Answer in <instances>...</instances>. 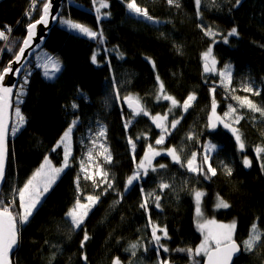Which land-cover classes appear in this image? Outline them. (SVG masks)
I'll list each match as a JSON object with an SVG mask.
<instances>
[{
  "label": "trees",
  "instance_id": "trees-1",
  "mask_svg": "<svg viewBox=\"0 0 264 264\" xmlns=\"http://www.w3.org/2000/svg\"><path fill=\"white\" fill-rule=\"evenodd\" d=\"M107 3L109 8L101 9V15H110L98 22L97 4L93 5L92 0H74L71 5L64 0L60 16L102 31L103 42L99 37L92 40L70 31L58 22L40 51L55 56L62 64L61 72L53 80L46 79L41 69L35 67L39 51L27 64L31 76L20 103L15 99L24 83V74L14 91L12 126L16 106L25 123L14 135L10 131L7 174L0 194L4 204L15 200L14 214L20 212L19 201L14 197L16 190L23 187L45 156L55 165H62L63 147L56 151L53 148L73 120L79 117L80 124L74 132L75 152L70 166L45 194L29 222L21 227L13 263L113 264L118 257L121 264H159L162 259H168L170 264H193L186 252L177 249L195 250L202 241L195 191L204 194L201 205L207 218L235 224L233 239L243 248L254 223L264 232V168L261 167L264 153L256 152L257 147L264 148V116L241 107L240 101L234 99L237 95L232 87L239 80H253L260 95L252 101L264 108V0H241L238 6L235 0H201L199 15L194 0H173L171 5L168 0H137L155 23L131 14L125 0H107ZM39 7L29 18L26 12L31 8V0H0V30L5 26L12 29L11 33L6 32L9 40L0 41V70L18 51L27 24L39 18ZM201 24L217 33V41L232 27L238 29V36L229 37L228 44L220 42L213 47L216 67L222 70L225 65H231L232 82L227 87V83L220 82L219 75L203 71L202 53L211 39L201 30ZM9 47L12 51L7 50ZM93 54L97 56L96 65L91 62ZM212 88H215L217 116L225 118L229 105L236 108L227 122L241 136L245 144L243 151L231 131L219 122L215 130L208 128ZM193 93L196 99L185 112L183 102ZM241 93L244 97L248 95ZM164 94L179 103L166 120L171 134L166 136L164 144L156 145L161 130L156 128L151 116L163 117L172 107L170 101H157V96ZM128 96L138 100L150 115L133 116L123 102ZM73 103L77 104L76 109L71 107ZM236 116L241 117L239 122H235ZM92 118H99L106 125V142L112 156L109 177L114 185L107 192L99 191L100 199L81 228L73 229L66 213L77 198L75 181L80 172L77 132ZM174 119L180 123L172 129ZM128 137L136 142L135 161ZM148 144L162 150L153 162L157 171L149 170L146 179L125 191L127 179L136 170ZM207 144L218 146L211 153L217 175L209 179L188 173L166 155L168 148H174L181 163L186 164L196 152L200 163ZM245 157L251 161L249 169L243 165ZM159 164L167 167L159 169ZM225 165L231 168V175L226 173ZM161 182L170 187L161 192ZM149 192L161 197L160 209L155 207L154 196L148 200L152 222L167 228L169 238L161 240L169 249L167 253L160 250L157 254L148 214L140 208L143 195ZM220 198L230 207L216 208ZM85 232L89 239L82 248ZM132 244H137L135 255L130 249ZM204 257L201 254L195 261L203 264ZM234 264H264V237L253 253L243 251Z\"/></svg>",
  "mask_w": 264,
  "mask_h": 264
},
{
  "label": "snow or ice",
  "instance_id": "snow-or-ice-1",
  "mask_svg": "<svg viewBox=\"0 0 264 264\" xmlns=\"http://www.w3.org/2000/svg\"><path fill=\"white\" fill-rule=\"evenodd\" d=\"M67 2L71 5L74 0H67ZM93 5L97 4V0H92ZM126 9L133 14L134 16L141 17L147 21H152L155 23L154 18L149 15V12L146 8H142L138 3L137 0H125ZM168 3L171 5L173 4V0H168ZM195 5L197 6L199 15V6L201 4V0H194ZM241 3V0H235V4L238 6ZM39 7L40 15L39 19L34 20L33 22L27 24V34L23 38L22 43L19 46L18 51L14 54L12 60L9 61L8 65L5 66L2 70H0V180H3L5 175V164L8 157V150H7V137L9 134V126L7 121V113L8 109L10 108V94L13 92V88L11 86H4L3 81L8 74H12L13 76H20L22 73L24 74V84L20 87V92L18 95H23L24 86H26L29 82V77L31 76V71L28 69V65L24 63L26 57L25 53L29 52L33 46L34 38L36 36V29L38 25H44L48 27L51 21H58L61 25L66 26V28L70 31H74L88 39L96 40L98 37L100 38L101 42H103V33L102 31H94L91 28L85 26L82 23L74 22L71 19H66L60 15H53L51 9L53 7L52 0H31V8L28 12H26V16L31 18L32 11ZM78 7V5H76ZM179 6V5H177ZM109 8V4L107 0H99V6L95 7L97 21L99 22L103 18H107L110 13H104L103 16L101 15V9ZM204 34L211 39L210 45L207 49L202 53V60H203V71L205 73H216V65L217 60L213 56V47L215 44L223 42L224 44L229 43V37H236L238 36V29L237 27H232L231 30L222 37L221 41H217L215 39L217 33L214 32L211 28H206L203 24L199 25ZM12 29L10 26H5L4 30H0V41H8L9 37L6 35L7 33H11ZM41 40L44 39V36L40 37ZM8 51H12V48L9 47ZM121 58H123L121 56ZM38 63L35 67L42 69L43 76L46 79H54L56 78L57 74L61 72L62 65L57 58H54L50 55L45 54L43 57H38ZM91 62L96 65L97 64V56L93 54L91 57ZM13 63L20 65V67H16L13 69ZM110 64V61H109ZM220 77V82L224 84L226 81L228 85H231L232 82V68L231 65H225L223 69L218 73ZM159 80V77H157ZM164 85L163 83L160 84V90L163 92ZM213 93V100H212V115L209 117V130H215L217 128V122L223 125L225 129L231 131L232 135L235 137V141L241 151L244 150L245 144L238 134V131L235 127L228 122H226L221 117L217 116L216 114V101L214 98L215 95V88L210 90ZM243 91L247 93H251L253 95H260V90L254 89L251 84H246L243 88ZM170 101L171 108L168 109V113H165L163 117L159 114L155 116H151L152 122L155 124L156 128L161 130V134L155 140L156 145H162L165 142L166 136L170 135L169 129L166 125V120L168 114L172 111V108L178 105V101L173 98L171 95H158L157 101L159 100ZM196 96L195 94H189L187 98L184 100L182 108L186 112L188 108L191 107V102L195 101ZM237 101H240L241 107H247L253 112H259L262 116H264V108L258 107L251 99L244 97L243 99L239 96L234 97ZM126 103L129 109L132 110L133 116L143 115L149 116V112L146 111L139 101L133 100L132 97L126 98ZM73 109L77 108V104L73 103L71 105ZM236 108L229 105V111L224 114L225 117L229 116L230 113H235ZM15 116L17 118L16 123L12 126L11 132L14 135L20 128L23 127L25 123V117L21 114L20 108L17 106L15 108ZM241 117L236 116L235 122H239ZM79 117L71 122L69 127L64 131L60 140L53 148V151H56L57 148H60L61 145L63 146V164L60 167H56L52 164V161L49 159L48 156H45L43 163L40 167L32 174V176L26 181L22 188L16 190L18 199H19V208L20 212L15 213L12 209V204L15 203V200L10 202L9 204H4L0 201V264H11L10 260V253L13 251L14 247L18 243V234L20 229L23 225L29 222L30 217L33 216L34 212L38 209V206L42 203V197L49 191L51 186L56 182L59 175L64 171L65 168L69 167V159L71 156V136L73 132V127L78 123ZM131 121L125 123L124 127L127 129ZM180 123L179 119H174L171 122V128L175 129L177 125ZM99 137H103L105 132L103 128L97 134ZM137 140L139 137L136 138ZM191 139V137H189ZM95 143V140L93 141ZM128 143L131 145L133 150V160L135 161V147L136 142L131 138L128 137ZM217 145L214 144H207L205 145V151L202 155V159L200 163L197 164V153L193 152L191 157L187 160L186 164H182L180 157L176 153V149L168 148L166 151V155L171 157L172 161L175 164L184 167L188 173H192L195 176H202L204 179H209L212 176L217 175V169L212 166L211 163V153L217 149ZM107 152V149H105ZM257 154L264 153V148L257 147L256 148ZM161 152L156 150L152 144H148L145 150L143 157L139 160L136 165V170L134 173L128 177L125 191L130 190V188L134 187L136 184H139L141 180L147 178L149 174V170L151 172H156L157 168L153 166V160L156 157L161 156ZM88 159H92V149L88 150ZM105 161L107 163L112 162L111 155L108 154L105 156ZM243 165L245 167H249L251 165V161L248 158H244ZM81 172H84V179L91 180L95 187H100L103 184H106L107 187L104 188V191L107 192L108 189L112 188V184L108 181V173L106 171H101L97 173V175L101 176L100 180H96L93 175H88L84 166V162H81ZM167 166L165 164H159V169H165ZM261 167L264 168V164H261ZM225 170L228 175L232 174L231 168H228L225 165ZM80 179L81 177L78 175L76 177V188H77V198L75 201L74 206L66 213V217L70 222V226L73 229H79L84 223L85 218L88 216L89 211L91 208L99 201V195H92L88 194L83 196L82 202V194L80 191ZM170 185L168 183L161 182L159 184V189L163 192L165 189H168ZM141 193H144V189L141 186ZM196 203H197V214L201 216V209H200V202L201 198L204 195L201 191H195L194 193ZM154 196V203L157 209H160V195H156L154 192H149L142 197V203L140 204V208H142L146 214H148L149 224L151 225V239L152 243L157 247V254H159L160 250L167 253L169 249L161 243L162 239H168V232L166 227H161L158 224H155L151 220L150 215V208H149V197ZM216 207L227 209L230 205L220 198L216 204ZM209 225H215L219 231H213ZM198 229L205 233L203 241L200 243L195 250L188 248V249H177L178 252H186L188 257L193 260V264H198L195 261V257L200 256L201 254L207 256V264H230L233 256L241 251V246L238 245L235 240L233 239V231L235 229V224L231 225H216L214 220H205L202 223H199ZM159 233V234H158ZM262 237H264V232H261L257 227V224H253L251 226V231L247 239L243 241V251L248 253H253L254 250L260 246L262 243ZM89 239L87 232H85L83 241L81 242V247L83 248L84 242ZM137 248V244L130 245V249L132 254L135 255V250ZM145 251L147 249L145 248ZM86 260L87 258L84 257ZM113 264H121L119 258H114ZM159 264H170L168 259H162L159 261Z\"/></svg>",
  "mask_w": 264,
  "mask_h": 264
},
{
  "label": "rangeland",
  "instance_id": "rangeland-1",
  "mask_svg": "<svg viewBox=\"0 0 264 264\" xmlns=\"http://www.w3.org/2000/svg\"><path fill=\"white\" fill-rule=\"evenodd\" d=\"M98 6H99V0H97V7ZM45 54H47V53H44L43 50L39 52V54L36 57V64L39 62L37 58L38 57H43ZM47 55H49V54H47ZM50 56L56 58L53 55H50ZM41 71H42V69H41ZM220 71L221 70L216 67V73L214 75H218V73ZM42 73H43V71H42ZM51 80H53V79H51ZM225 83H227V82L225 81ZM23 84L24 83H22V85ZM246 84H251L254 87V89L259 90L257 84L253 80H251L249 78H246L243 81H240L239 80V82L234 87H232V90H235V94L237 96H240L242 99L244 98V95L241 93V91H243V88H244V86ZM19 92H20V88L18 89V93ZM243 92L244 93H247L245 91H243ZM18 93L16 95L15 101L17 103H20L22 101V96L25 93V88L23 90V95H18ZM247 94L248 95H245V96L248 99H251V100H254L253 97L257 96V95H253L251 93H247ZM117 97L120 98V96L118 94V91H117ZM128 97H130V96H128ZM192 103L193 102H191V104ZM229 116H230V114H229ZM229 116H227V117H225L223 119L227 122L230 119ZM16 120H17V118L15 116V110H14V124L16 123ZM165 123L167 125V121ZM77 124H80V121H78ZM76 125L73 127V132H72L71 141H70V143H71V156H70V159H69V164L71 163V159H72L73 154L75 152L74 132H75V129H76ZM101 128H103V130L105 132V135L103 137H99L97 135L98 132L101 130ZM77 138H78V142H77L76 145H78V157H77V159H78L79 167L81 165V162L83 161L87 174L88 175H93L96 180H100L101 179V176L97 175V173H99L101 171H106L108 173V181L112 184V187H113L114 183H113V181L110 180V177H109V164L110 163H107L105 161V156L108 155V154L111 155V152H110L109 146H108V144L106 142V125L104 124V122H102V120L99 119V118H92V119H90L88 121V123L82 124L80 126L79 131L77 132ZM94 140H95V143H93ZM89 149H92V159L91 160L88 159V150ZM105 149H107V152H105ZM158 151L162 152L161 149H159ZM111 158H112V156H111ZM154 160H153V162H154ZM196 163L199 164L198 159H197ZM52 164L54 166H56V167L62 166V165L57 166L53 162H52ZM84 175H85V173L84 172H81V167H80L79 176L81 177V179H80V191H81V194H82V197H81L82 202H84L83 201V196H86L88 194L98 195V193H99L100 190H103L104 187H107L106 184H103L100 187H95L93 185V182L91 180H85L83 178ZM14 197L18 199V196H17V193L16 192L14 193ZM43 197H42V199H43ZM202 198H203V196H202ZM194 199H195V195H194ZM18 201H19V199H18ZM200 209H201L202 215L201 216H198V214L196 215V217H197V225L199 223H202L205 220H214L216 222V225H231L232 224V223L219 222L216 219H209V218H207L204 215V210H203V206L201 205V202H200ZM209 227L213 231H219V229H217L215 225H209ZM233 233H234V231H233ZM201 234H202V241H203V238H204V234L205 233L201 232Z\"/></svg>",
  "mask_w": 264,
  "mask_h": 264
},
{
  "label": "water",
  "instance_id": "water-1",
  "mask_svg": "<svg viewBox=\"0 0 264 264\" xmlns=\"http://www.w3.org/2000/svg\"><path fill=\"white\" fill-rule=\"evenodd\" d=\"M52 3H53V7L51 9L52 14L53 15H60L61 9H62L63 3H64V0H52ZM57 23H58V21H51V18H50V23H49L48 27H45L44 25H38L37 26L36 36L34 38V43H33L32 48L29 50L30 51V54H29V52H26L25 53V57H26V59L24 61L25 64H28V62L31 60L32 56L34 54L38 53L45 46L46 41H47V39L49 37V34H50L52 28ZM26 34H27V30H26ZM41 36H44V39L43 40L40 39ZM12 67H13V69H15L16 67H20V65H17L15 63H13ZM206 74H210V73H206ZM21 75L20 76H13L12 74H8L5 77V80L3 81V85L4 86H11L13 88V92H12V94H10V108L8 109V113H7V121L6 122L8 123V126H9V134H8L7 141H6V143H7V150H8V157H7L6 164H5V175H4V178H3V180H0V194H1V191L3 189L5 180H6L7 167H8V159H9V137H10V131H11V126H12V113H13L14 91H15L16 86H17V84H18V82L20 80ZM133 100H134V102L137 101L136 99H133ZM123 102L127 105L126 98L123 100ZM141 106L144 108V106L142 104H141ZM250 166L249 167H246V168L249 169ZM19 242H20V232L18 234V243L14 247L13 251L10 253L11 264H14L13 263V256H14L15 252L17 251L18 247H19ZM235 242L238 245L241 246V244L237 240H235ZM242 252H243V248L241 246V251L233 256L230 264H234L236 258H238L242 254ZM203 264H207V256L204 257V263Z\"/></svg>",
  "mask_w": 264,
  "mask_h": 264
}]
</instances>
